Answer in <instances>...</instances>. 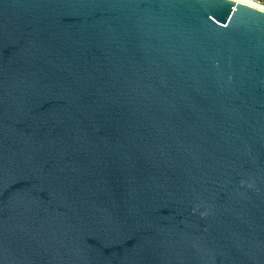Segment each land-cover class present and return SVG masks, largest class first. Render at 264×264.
Returning a JSON list of instances; mask_svg holds the SVG:
<instances>
[{"label":"water","instance_id":"1","mask_svg":"<svg viewBox=\"0 0 264 264\" xmlns=\"http://www.w3.org/2000/svg\"><path fill=\"white\" fill-rule=\"evenodd\" d=\"M0 264H264V9L0 0Z\"/></svg>","mask_w":264,"mask_h":264},{"label":"built area","instance_id":"2","mask_svg":"<svg viewBox=\"0 0 264 264\" xmlns=\"http://www.w3.org/2000/svg\"><path fill=\"white\" fill-rule=\"evenodd\" d=\"M237 1H241V2H244V3H248V4L258 3V4L264 5V0H237Z\"/></svg>","mask_w":264,"mask_h":264},{"label":"bare ground","instance_id":"3","mask_svg":"<svg viewBox=\"0 0 264 264\" xmlns=\"http://www.w3.org/2000/svg\"><path fill=\"white\" fill-rule=\"evenodd\" d=\"M251 5H254V6H257V7H259V8H262V9H264V5H262V4H258V3H251Z\"/></svg>","mask_w":264,"mask_h":264}]
</instances>
